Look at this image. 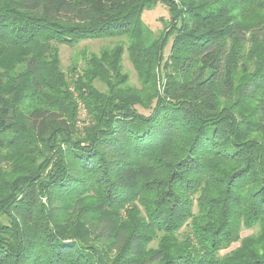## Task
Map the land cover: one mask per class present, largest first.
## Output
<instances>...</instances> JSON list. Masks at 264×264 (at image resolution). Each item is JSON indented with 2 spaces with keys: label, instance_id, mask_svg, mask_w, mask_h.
Instances as JSON below:
<instances>
[{
  "label": "trees",
  "instance_id": "1",
  "mask_svg": "<svg viewBox=\"0 0 264 264\" xmlns=\"http://www.w3.org/2000/svg\"><path fill=\"white\" fill-rule=\"evenodd\" d=\"M0 264H264V0H0Z\"/></svg>",
  "mask_w": 264,
  "mask_h": 264
},
{
  "label": "rangeland",
  "instance_id": "2",
  "mask_svg": "<svg viewBox=\"0 0 264 264\" xmlns=\"http://www.w3.org/2000/svg\"><path fill=\"white\" fill-rule=\"evenodd\" d=\"M143 21L144 23L154 32L159 33L163 28V24L161 23V19L168 18L167 7L163 4L158 3L155 7L149 10H145L143 13ZM117 38H94L82 40L72 46H68L65 44L59 45V60L61 69L64 72H67L68 69L73 66H83L85 56H88L89 53H98L101 48L110 47L115 42H117ZM170 42H168L164 48V53L167 54L169 50ZM123 70L129 74V81L131 85L138 86V80L136 77V73L127 58V53L123 54L122 58ZM96 86L99 89H104V85L97 82ZM80 118H84V111L80 109L79 112ZM256 229H242L240 232V237H244L246 235L255 232ZM154 245V244H153ZM238 243L233 244L231 248L237 246ZM222 251V253L226 252Z\"/></svg>",
  "mask_w": 264,
  "mask_h": 264
}]
</instances>
